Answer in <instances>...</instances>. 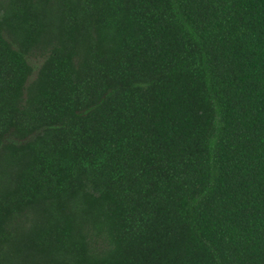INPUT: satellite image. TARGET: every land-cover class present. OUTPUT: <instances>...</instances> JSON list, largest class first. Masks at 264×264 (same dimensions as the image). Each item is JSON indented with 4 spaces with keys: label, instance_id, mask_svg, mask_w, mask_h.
<instances>
[{
    "label": "trees",
    "instance_id": "obj_1",
    "mask_svg": "<svg viewBox=\"0 0 264 264\" xmlns=\"http://www.w3.org/2000/svg\"><path fill=\"white\" fill-rule=\"evenodd\" d=\"M0 264H264V0H0Z\"/></svg>",
    "mask_w": 264,
    "mask_h": 264
}]
</instances>
